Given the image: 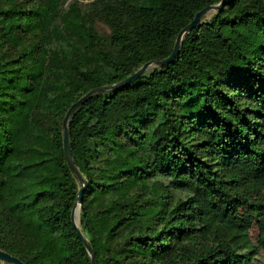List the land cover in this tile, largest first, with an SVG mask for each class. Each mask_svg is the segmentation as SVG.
I'll return each mask as SVG.
<instances>
[{"label":"trees","instance_id":"16d2710c","mask_svg":"<svg viewBox=\"0 0 264 264\" xmlns=\"http://www.w3.org/2000/svg\"><path fill=\"white\" fill-rule=\"evenodd\" d=\"M221 1L0 0L1 250L91 264L72 223L81 185L64 117L168 58ZM69 137L96 264H256L242 208L247 186L264 182V0L206 15L171 64L79 107Z\"/></svg>","mask_w":264,"mask_h":264},{"label":"water","instance_id":"95a60500","mask_svg":"<svg viewBox=\"0 0 264 264\" xmlns=\"http://www.w3.org/2000/svg\"><path fill=\"white\" fill-rule=\"evenodd\" d=\"M229 3H230V0H222L219 4L205 7L204 9L199 11L195 15L192 22H190L181 31V33L178 35L174 50L168 58L162 59V60H153V61H150V62L144 64L133 75H131L130 77L124 79L123 81H121L115 85L96 88V89L91 90L90 92H88L87 94L82 96L77 102L72 104L71 107L69 108V110L67 111V113L64 117V120H63L64 156H65V159L67 160V163H68L71 171L78 178V181L81 185V189L79 191L78 198H77L76 204H75L73 212H72V223H73V226L75 227V229L77 231L78 237L82 240V242L85 245V248H86V250H87V252L91 258V264H96L95 257L93 254V250H92L90 244L88 243V241L85 239L84 234L80 228V225H78L77 221H76L77 215H80L83 193L86 190L88 183L84 179V177L81 175L77 166L75 165L74 160H73V156H72V152H71L70 137H69V121H70L73 113L79 107H81L83 104H85L89 99H91L94 95H96L98 93L106 92V91H115V90L123 89L124 87L131 85L133 82H135L137 79H139L144 73H146L152 67H158V66L162 67V66L171 64L175 60V58L177 57V55L179 53L180 46L182 44L184 36L186 34L190 33L191 31H193L197 27L199 22L206 15L223 11V9ZM0 260L3 262L10 263V264H24L17 257H15V256H13V255H11V254H9V253L1 250V249H0Z\"/></svg>","mask_w":264,"mask_h":264},{"label":"rangeland","instance_id":"374dc122","mask_svg":"<svg viewBox=\"0 0 264 264\" xmlns=\"http://www.w3.org/2000/svg\"><path fill=\"white\" fill-rule=\"evenodd\" d=\"M77 1L82 5L88 6L95 0H77ZM98 27H99V31L102 34L107 35L109 33L108 29L103 23H98ZM244 192L248 200L249 206L242 208V212L244 214L252 215L254 217V224H253V228L250 231V237L257 254L255 263L264 264V244H263L264 211L260 212L257 207L258 204L264 205V182L263 181L254 182L253 184L247 186ZM79 221H80V215H79Z\"/></svg>","mask_w":264,"mask_h":264},{"label":"bare ground","instance_id":"6f19581e","mask_svg":"<svg viewBox=\"0 0 264 264\" xmlns=\"http://www.w3.org/2000/svg\"><path fill=\"white\" fill-rule=\"evenodd\" d=\"M76 221H77V224L80 225L79 215H77V217H76Z\"/></svg>","mask_w":264,"mask_h":264}]
</instances>
